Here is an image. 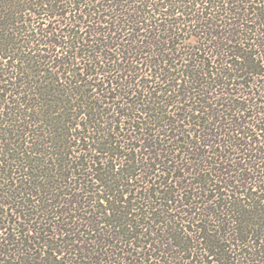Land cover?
<instances>
[{"label": "trees", "instance_id": "obj_1", "mask_svg": "<svg viewBox=\"0 0 264 264\" xmlns=\"http://www.w3.org/2000/svg\"><path fill=\"white\" fill-rule=\"evenodd\" d=\"M0 232V264H264V0H0Z\"/></svg>", "mask_w": 264, "mask_h": 264}, {"label": "snow or ice", "instance_id": "obj_2", "mask_svg": "<svg viewBox=\"0 0 264 264\" xmlns=\"http://www.w3.org/2000/svg\"><path fill=\"white\" fill-rule=\"evenodd\" d=\"M101 183H103V181H101ZM115 195V200L117 201V203L120 201L121 196L114 194ZM125 201L127 200L126 197H124ZM106 208L108 209V211L110 212V214H115L116 211L118 210L117 207H115L112 202H111V198H109V203L106 205ZM122 211V210H121ZM101 214H103V210H101ZM0 235H3L2 232H0Z\"/></svg>", "mask_w": 264, "mask_h": 264}]
</instances>
